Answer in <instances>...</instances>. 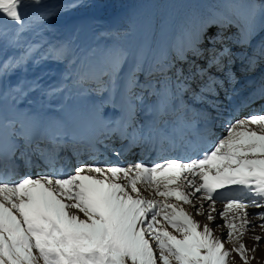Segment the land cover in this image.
<instances>
[{
	"label": "snow or ice",
	"instance_id": "6c2138e0",
	"mask_svg": "<svg viewBox=\"0 0 264 264\" xmlns=\"http://www.w3.org/2000/svg\"><path fill=\"white\" fill-rule=\"evenodd\" d=\"M40 2L0 0V17L4 22H14V40L31 26L28 8ZM0 27L7 24L0 23ZM231 56L228 49L213 51L209 67L223 72L224 61ZM260 56L264 57V49ZM13 66L9 62L0 71ZM199 73L207 76H202L203 91L212 93L219 82L204 69ZM167 89L165 82V97ZM259 98L264 99V83ZM138 99L141 97L134 94L128 102V117L116 122L114 129L103 124L101 135L107 138L109 132L123 131ZM78 119L85 126L100 122L98 110ZM50 132V126L41 130L31 119L0 121V264H40L41 260L43 264H229L232 252L243 264H250L247 253H254L255 247L249 249L243 237L256 228L264 232V109L229 120L226 134L209 145L202 158L187 162L168 158L150 165L81 164L74 173L65 174L55 167L58 153L39 147ZM54 134L60 137L68 133L63 124H58ZM136 140L133 135L132 142ZM34 145L39 158L49 166V174L25 175L12 181L11 177L18 174L15 160L19 156L30 163ZM115 155L119 157L121 151ZM139 184L162 199L142 196ZM231 186H239L247 197L231 196ZM218 190H226L229 195ZM173 198L191 205L198 215L206 214L209 221L216 220L212 213L221 198L224 207L218 216L222 223L215 227L227 230L224 239L216 238L207 224L198 230L199 222L172 203ZM197 200L201 203H195ZM203 201L209 202L207 213ZM249 208L259 211L249 212ZM166 225L179 236L168 231ZM253 239L257 247L264 243V235H254ZM226 242L236 246L228 249Z\"/></svg>",
	"mask_w": 264,
	"mask_h": 264
},
{
	"label": "rangeland",
	"instance_id": "374dc122",
	"mask_svg": "<svg viewBox=\"0 0 264 264\" xmlns=\"http://www.w3.org/2000/svg\"><path fill=\"white\" fill-rule=\"evenodd\" d=\"M262 9L264 2L261 0H41L38 5L28 8L31 26L18 39L14 40V22H4L0 17V23L7 24L6 28L0 27V32L7 33L6 36L0 35V68L9 62L16 65L0 71V101L5 108L8 103L16 110L40 107L51 111L52 115L58 114L64 107H77L82 102L91 101L97 103L99 116L105 118L112 111L111 103L115 94L121 93L126 87L128 101L134 94L141 97L135 101L132 114L138 122L143 116L141 105L154 102L148 89L145 90L146 87L143 86L144 77L147 82L155 79H159V83L167 82L168 90L171 91L169 81L176 80L179 76L183 81L190 82L192 87L189 91L194 85L198 91L195 74L200 69H215L216 67H209L208 64L211 53L228 48L239 52L243 50L244 54L254 57L250 62L253 68L258 60L263 61L250 69V64L243 66L244 61L238 59L235 62L236 58L231 57L235 60H231L228 66L231 65L229 67L235 76L233 81L236 82L223 84V91L216 94L223 101L217 103L221 116H227L228 94L237 86V76L241 77L238 74L241 69L245 67L247 75H252L250 78L260 84L264 83L256 78L261 77L264 68V57L260 56L264 49ZM223 41H228L226 43L229 45L223 46ZM167 42L172 44V48L168 49L165 45ZM149 58L154 62V69ZM21 60L17 65V61ZM224 63L227 66L226 60ZM234 68L240 69L236 72ZM223 72L215 74V77L220 76L216 79L219 83L225 75ZM188 77L191 78L190 81ZM178 83L181 86L183 82ZM256 83L254 85L258 84ZM173 87L175 88L174 85ZM150 93L157 97V90ZM184 93L187 104L183 103L185 108L198 103L197 99L189 97L190 93ZM259 105L260 109L263 104ZM60 107L63 108L57 112ZM259 109H256V113ZM7 111L12 118V111ZM242 117H247L246 110L239 113L237 119ZM161 119L165 118L159 116L157 122ZM165 124L166 122L162 126ZM226 127V120L224 123H212V130L215 131L212 133L218 134L214 135L215 143L226 134ZM209 137L211 136L206 138ZM121 140L123 143L124 139ZM48 143L50 141L46 140L44 144H40V149H48ZM94 144L90 149L99 147L100 143ZM123 146L127 147L126 144ZM57 148H60L59 145ZM79 151L81 150L77 149L71 157L76 156ZM97 152L100 154V151ZM24 171L22 175L23 171L20 170L21 173L14 177V181L27 175L29 170L26 168ZM171 202L191 213L201 226L198 230L202 231L203 225L207 224L213 229L216 238L224 239L227 230L215 227L222 220L209 221L206 214L198 215L191 205L174 198ZM206 210L208 209H205V213ZM219 211H216V215ZM166 227L179 236L170 225ZM254 235H264V232L256 228L243 237V242L249 249L255 247L254 253H247L250 264H264V243L257 247ZM150 243L155 247L154 241L150 240ZM235 246L234 243H225L228 249ZM40 264H43L42 260ZM229 264H243V261L236 252H232Z\"/></svg>",
	"mask_w": 264,
	"mask_h": 264
},
{
	"label": "bare ground",
	"instance_id": "6f19581e",
	"mask_svg": "<svg viewBox=\"0 0 264 264\" xmlns=\"http://www.w3.org/2000/svg\"><path fill=\"white\" fill-rule=\"evenodd\" d=\"M226 42L228 41H223L221 42V44L223 46L229 45ZM165 45H167L168 49L172 48V44H170L169 42H167V44ZM232 47L234 48V46ZM228 50L232 54L231 57L236 58V60H231H235L236 62L238 59L242 60L241 62L244 61L243 66L250 64L249 68H253L252 63L250 62L254 60V57L247 53L244 54V52H242L243 50L240 52L234 51V49ZM170 55L172 57L173 53ZM231 60L226 59L227 66L231 63ZM148 61H151V59L149 58ZM258 61L259 64L263 60L261 62L260 60ZM258 64L255 63V66H257ZM150 65L153 69L155 68L153 60L151 61ZM146 66H149V64H147ZM227 66V70L225 69V73L223 72V74L225 75L222 77V81L218 84V88H214L212 93L201 91L203 90L204 83V81H201L203 76L202 73H199V75L198 73H194L195 78L198 79V81L195 82L199 87L198 91L195 90V85L193 86L191 91H189V88L192 87L190 85V82H188L186 85H183L182 83V85L180 86V83L178 82H183V78L180 81L174 79L173 81H169V84H171V91L167 89L166 97L163 91V86L165 83L164 81H160L159 83V79H155L154 81L151 80V82H147L144 77L143 86L146 87L145 90L148 89V94L152 95V100L154 98V102H149L148 104L141 105L140 109L142 110V112H140L143 116L141 119H138V122L134 117H132V110L130 119L128 121V125L130 126L125 125L123 131L109 132L107 134V138H105L104 135H101V133L104 131L103 124H108L109 127L114 129L118 120L122 121V119L128 117L129 101L127 98L128 89L126 87L121 93L115 94V97L113 98L111 103L112 111L111 113H109L110 115L107 114L108 116H106L105 118L99 116L100 122L92 126H85L78 119V117L83 114L96 112L98 110L96 105L97 103L91 101L90 103L82 102L81 105L77 107H60L57 112H59L61 108H63V110H61L58 114L53 115L51 114V111H47L46 109L43 110L40 107L30 109L23 107L16 110L11 103H8L7 108H5V105L0 101V121L13 119H31L40 126L41 130L50 126L52 128V132H50L46 139L40 141L39 145L44 144L46 140L50 141V143H48L47 145L49 146V148H46V150H55V152L58 153V159L55 163V167L62 170L65 174L74 173L75 168L80 166L81 164L99 163L128 165L135 164L137 162H143L150 165L156 162H163V160L168 158H179L182 161L187 162L189 159L202 158L203 153L209 150L208 146L214 145L216 141L215 136H218V134L212 133L215 132L212 130L213 122L216 123L217 121H222V123H224V120H226V122L228 123L230 118L237 119L239 113H241L242 111L246 110L247 116H250L249 114L252 115L256 113L257 108L259 109V102L261 101V99L259 98V89L261 87V84L258 83L254 78H250V76H252L251 74H249V76L247 75L248 71L245 69V67L240 71L237 70L240 68H234L236 72L239 71L238 74H240L241 77L237 76V86L229 91V96L227 98L229 101V109H227L228 111L226 112L227 116H221L222 112L218 109L220 107H217V103H223V101H221L222 97L216 94L223 91V84L229 83L228 85H230V82H236L233 81V78L235 76L230 69L231 65H229L230 67L228 66L229 68ZM208 69L209 68H207L205 71L207 75H210L215 79L220 77L217 75L215 77V74H218L220 72L222 73V71L217 70V68H212L211 70ZM252 71L253 70H251V72ZM262 75H264V68L261 77H256L260 82H264V77ZM226 76L231 77V79H229V81L224 80L226 79ZM203 77L205 79L207 78V76L205 75ZM188 78V80L190 81L191 78ZM253 82H257L258 84L256 83L257 85H254ZM149 84H151L152 87H148ZM173 85L175 86V88H172ZM243 89L248 90L244 91ZM149 90L151 92L153 90L154 92L157 90V97H155L153 93H150ZM185 91H187V93H190L189 97L197 99L198 103L196 102L195 105L187 106L185 108L184 105H187L185 104ZM180 94L183 97L179 96ZM262 101H264V99H262ZM7 109L12 111V118ZM261 109H264V104L257 113H260ZM159 116H162L163 119H166L167 117V121H165V119H161L159 122H157ZM164 122H166V124L165 126H162L164 125ZM160 123L163 124L160 125ZM58 124H63L66 127V131L68 133L67 135L60 137L55 136V126ZM217 126H219V123ZM251 127L253 129H256L255 125H252ZM133 135L137 137L135 143L132 142ZM208 136L211 137L206 138ZM121 139H124L123 143L121 142L123 141ZM202 140H205L207 142ZM97 142L100 143L99 147L90 149L92 144ZM124 144H126V148L123 146ZM57 145H59L60 148H57ZM34 149L35 145L33 146L30 163H26V158L24 157L18 156V158L15 160L18 174L21 173L20 170H22L23 175L26 168L29 170L27 175H31L33 177L49 174V166L39 158V155L35 153ZM77 149H80L81 151L77 152L76 156L71 157V154L76 153L75 151ZM82 149L87 152L90 151L89 154L87 155V152H83ZM97 151H100V154H98ZM116 151H121V155L119 157L115 155ZM14 177H16V175H13L11 177L12 181L15 180ZM138 187L141 190L142 196L148 199L160 200L159 196L156 195L151 189H148L145 185L139 184ZM231 187L234 189L230 193L231 196L240 199H244L247 197L248 194H242L239 186ZM218 191H225V195H229L226 190ZM195 203L199 204L201 203V201L197 200L195 201ZM203 204V211H205V209H209L208 201H203ZM215 207L216 211L223 209L224 202L221 198L217 199ZM257 210L259 209H248L249 212ZM213 216L216 217L217 221L221 220L220 217L216 215V212L213 213ZM258 222L260 221L257 220L256 223Z\"/></svg>",
	"mask_w": 264,
	"mask_h": 264
},
{
	"label": "trees",
	"instance_id": "16d2710c",
	"mask_svg": "<svg viewBox=\"0 0 264 264\" xmlns=\"http://www.w3.org/2000/svg\"><path fill=\"white\" fill-rule=\"evenodd\" d=\"M261 1H263V2H264V0H261Z\"/></svg>",
	"mask_w": 264,
	"mask_h": 264
}]
</instances>
